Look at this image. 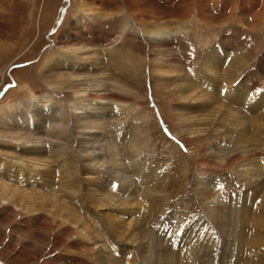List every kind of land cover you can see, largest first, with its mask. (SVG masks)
I'll list each match as a JSON object with an SVG mask.
<instances>
[{"label":"rangeland","instance_id":"rangeland-1","mask_svg":"<svg viewBox=\"0 0 264 264\" xmlns=\"http://www.w3.org/2000/svg\"><path fill=\"white\" fill-rule=\"evenodd\" d=\"M64 3L0 0V264H264V0Z\"/></svg>","mask_w":264,"mask_h":264},{"label":"bare ground","instance_id":"bare-ground-1","mask_svg":"<svg viewBox=\"0 0 264 264\" xmlns=\"http://www.w3.org/2000/svg\"><path fill=\"white\" fill-rule=\"evenodd\" d=\"M93 1H96V0H93ZM71 2V0H65V3H64V7H63V9L61 10V14H60V16H59V18L62 16V14H63V18H64V15H65V13L67 12V6L69 5V3ZM88 10H90V9H88ZM96 14V13H95ZM59 20V19H58ZM63 21V20H62ZM62 21H61V23H62ZM77 21L78 22H81V18L80 17H77ZM58 22V21H57ZM60 23V24H61ZM59 24V25H60ZM59 25H56V26H59ZM164 32V31H163ZM154 34H158V33H154ZM217 49V48H216ZM214 52V51H213ZM83 53V55H85L86 53H87V55H89L90 54V51H85V52H82ZM92 53V52H91ZM86 56V55H85ZM90 57H91V54L89 55ZM210 57V56H209ZM89 58V57H88ZM212 58V57H211ZM87 60V59H86ZM208 60V59H207ZM213 61V60H212ZM224 63V62H223ZM220 66V65H219ZM226 66V65H225ZM215 69V68H214ZM240 73V72H239ZM218 76V75H217ZM218 77H222L220 74H219V76ZM198 78H202V77H200V74H198L197 73V79H194V80H197V83H193L194 81H193V78H192V80H191V82L189 81V82H187V83H185L186 81H183L186 85L185 86H188V89H189V94H190V92H192V95H194V97H193V100L194 101H196V102H198L199 104H201L200 102L202 101V100H211L210 102H213V103H215V101L217 102V100H214V99H212L211 97H213V96H209L208 95V93L209 92H211V90L213 91V90H215V91H213V93H216L217 91H220L219 89H216L217 87H215L214 86V88H210V86H211V81L210 80H206L205 79V77L203 78V81L202 80H200V79H198ZM207 78V77H206ZM245 81V80H244ZM246 82V81H245ZM182 83V82H181ZM184 83H183V86H182V88H184ZM221 86V85H220ZM238 86H240V85H238ZM245 86V85H244ZM200 87H203L204 89H200ZM205 87H208V88H205ZM239 88V87H238ZM246 88V87H245ZM244 88V89H245ZM220 89H221V87H220ZM199 91V92H198ZM250 91V90H249ZM222 92V91H221ZM229 92H230V90H229ZM217 93H219V92H217ZM227 93V92H226ZM225 93V94H226ZM49 95V94H48ZM231 95V94H230ZM239 95V94H238ZM261 95V94H260ZM36 96H38V95H36ZM47 96V95H46ZM217 96V95H216ZM262 96V95H261ZM41 97V96H40ZM39 97V98H40ZM218 97V96H217ZM246 97H248V96H246ZM255 97V96H254ZM264 97V96H263ZM187 98H188V96H187ZM243 98V97H242ZM190 99V98H189ZM245 100L244 101H246V98H244ZM255 99V98H254ZM214 100V101H213ZM261 100V99H260ZM251 101V100H250ZM259 101V100H258ZM262 101L263 100H261V101H259V104H261L262 105ZM237 102H240V100L239 99H236V102L234 103V104H237ZM195 103V102H194ZM197 104V103H196ZM195 104V106L196 107H199L200 105L198 104V105H196ZM97 106V105H96ZM202 106V105H201ZM247 106H249V104L247 105ZM209 107V106H208ZM96 108H98V107H95V109ZM264 108V107H263ZM257 110V109H256ZM258 111V113H257V115H261L262 116V113L260 112V110H257ZM261 111H263V109H261ZM238 114H241V113H238ZM264 115V114H263ZM230 116H231V118H232V121H237V120H235L234 118H236L237 117V115L235 114V113H233V114H230ZM242 116V115H241ZM248 116V115H247ZM256 116V115H255ZM244 117V116H243ZM245 119H246V117H244ZM256 118V117H255ZM259 118V117H258ZM237 119V118H236ZM249 119H250V117H249ZM247 120V119H246ZM245 121V120H244ZM246 122V121H245ZM247 122H248V120H247ZM264 124V123H263ZM234 125H235V128H236V130L238 131V130H240L241 129V126L238 124V123H234ZM244 127V126H243ZM241 131V130H240ZM236 132V131H235ZM249 168V167H248ZM251 168V167H250ZM252 169V168H251ZM259 170H264V169H259ZM198 182H202V180L201 179H198L197 180V183ZM261 224H263L264 225V222L263 223H261ZM105 249H107L106 247H105Z\"/></svg>","mask_w":264,"mask_h":264},{"label":"water","instance_id":"water-1","mask_svg":"<svg viewBox=\"0 0 264 264\" xmlns=\"http://www.w3.org/2000/svg\"><path fill=\"white\" fill-rule=\"evenodd\" d=\"M63 20V14H62V16L59 18V20H58V22H57V25H59L60 23H61V21ZM54 30H56V29H54ZM53 31H51L50 33H52ZM50 33H48V37H49V34ZM45 49H46V47L43 49V52L45 51ZM42 52V53H43ZM32 62H34V61H30V62H26V63H24V64H17V66H21V65H25V64H27V63H32Z\"/></svg>","mask_w":264,"mask_h":264}]
</instances>
